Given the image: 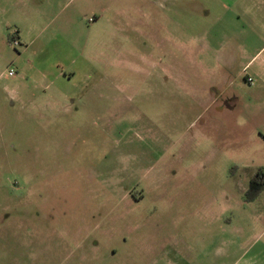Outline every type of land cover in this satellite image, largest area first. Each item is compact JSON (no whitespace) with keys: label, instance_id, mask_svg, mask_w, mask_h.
<instances>
[{"label":"rangeland","instance_id":"374dc122","mask_svg":"<svg viewBox=\"0 0 264 264\" xmlns=\"http://www.w3.org/2000/svg\"><path fill=\"white\" fill-rule=\"evenodd\" d=\"M255 1L0 0V264L264 259Z\"/></svg>","mask_w":264,"mask_h":264},{"label":"crops","instance_id":"0c3cea01","mask_svg":"<svg viewBox=\"0 0 264 264\" xmlns=\"http://www.w3.org/2000/svg\"><path fill=\"white\" fill-rule=\"evenodd\" d=\"M255 5H257V6H261L263 9H264V0H256L255 1ZM245 8H246V5H245ZM251 23H252V20H251ZM264 29V28H263ZM250 31H252V29H250ZM255 32H256V30H255ZM263 32H264V30H263ZM254 33V32H253ZM254 35V34H253ZM255 36V35H254ZM256 39H257V37H255ZM256 39H253L252 41H251V43H253L254 41L256 42ZM260 39V40H259ZM257 40H259V42H263L264 43V36H261V33H260V35H258V39ZM261 50H264V46H263V48L261 49ZM225 57H227V61H226V64H231V62H233V60H234V56H233V54L231 53V54H226V56ZM214 74V73H213ZM212 74V75H213ZM211 75V76H212ZM214 76H215V74H214ZM250 77V76H249ZM252 77V76H251ZM247 79V78H246ZM261 79V78H260ZM213 82H218L219 83V79H217V78H215V79H213L212 80ZM230 78H227L225 81H221L222 83H224V84H229L230 85ZM228 86V85H227ZM237 99V98H236ZM238 100V99H237ZM236 101V100H235ZM213 102H214V99H213ZM230 99L229 98H225V100H224V105H226V106H229L230 105ZM258 137H259V139H262V140H264V133H258ZM244 144V143H243ZM251 180H252V178L250 179V182H249V185H250V183H251ZM257 264H264V259L262 258H258V261H257Z\"/></svg>","mask_w":264,"mask_h":264},{"label":"trees","instance_id":"16d2710c","mask_svg":"<svg viewBox=\"0 0 264 264\" xmlns=\"http://www.w3.org/2000/svg\"><path fill=\"white\" fill-rule=\"evenodd\" d=\"M264 190V170L260 169L252 178L250 183V191L260 193Z\"/></svg>","mask_w":264,"mask_h":264},{"label":"built area","instance_id":"2783aa9c","mask_svg":"<svg viewBox=\"0 0 264 264\" xmlns=\"http://www.w3.org/2000/svg\"><path fill=\"white\" fill-rule=\"evenodd\" d=\"M15 44H18V42H15ZM9 76L10 77H13V76H15L16 75V71H15V69H10V71H9ZM253 80L251 79V78H248V82H252Z\"/></svg>","mask_w":264,"mask_h":264}]
</instances>
